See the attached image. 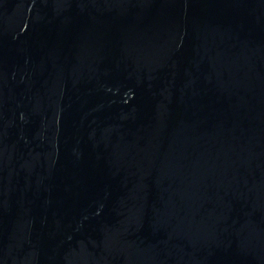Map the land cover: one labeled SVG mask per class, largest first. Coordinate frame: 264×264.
Here are the masks:
<instances>
[{"label": "water", "instance_id": "95a60500", "mask_svg": "<svg viewBox=\"0 0 264 264\" xmlns=\"http://www.w3.org/2000/svg\"><path fill=\"white\" fill-rule=\"evenodd\" d=\"M0 264H264V0H0Z\"/></svg>", "mask_w": 264, "mask_h": 264}]
</instances>
